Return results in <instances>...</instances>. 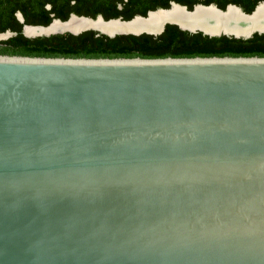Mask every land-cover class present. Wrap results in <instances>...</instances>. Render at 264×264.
<instances>
[{
  "label": "water",
  "instance_id": "1",
  "mask_svg": "<svg viewBox=\"0 0 264 264\" xmlns=\"http://www.w3.org/2000/svg\"><path fill=\"white\" fill-rule=\"evenodd\" d=\"M0 264H264V57L0 55Z\"/></svg>",
  "mask_w": 264,
  "mask_h": 264
},
{
  "label": "trees",
  "instance_id": "2",
  "mask_svg": "<svg viewBox=\"0 0 264 264\" xmlns=\"http://www.w3.org/2000/svg\"><path fill=\"white\" fill-rule=\"evenodd\" d=\"M159 0H22L31 5L35 15L40 18L37 24L48 25L54 19L66 21L71 14L96 18L103 15L106 20L123 17L147 16L160 6ZM52 9H45L47 3ZM121 6V7H120ZM9 13H12L9 12ZM53 14V15H52ZM4 21L10 24L11 21ZM15 22V21H14ZM34 22V21H33ZM12 23V22H11ZM6 24L1 30L7 28ZM264 34H255L250 39H235L226 36L210 37L202 33H191L169 24L158 36L119 35L111 38L97 31H86L79 35L71 33L56 34L35 39L20 36L19 52L4 55H17L46 58H193V57H264Z\"/></svg>",
  "mask_w": 264,
  "mask_h": 264
},
{
  "label": "bare ground",
  "instance_id": "3",
  "mask_svg": "<svg viewBox=\"0 0 264 264\" xmlns=\"http://www.w3.org/2000/svg\"><path fill=\"white\" fill-rule=\"evenodd\" d=\"M254 14V15H253ZM251 16H245L238 9L230 7L226 12H220L213 7L197 8L187 13L180 7H173L166 12L153 13L147 19H135L130 23L112 21L104 23L86 19L72 18L67 23L55 22L48 29L29 31L28 33H57L63 31L78 32L86 28L99 29L106 33L156 31L165 22H177L188 28H201L208 32L247 33L254 29H264V6L259 7Z\"/></svg>",
  "mask_w": 264,
  "mask_h": 264
},
{
  "label": "flooded vegetation",
  "instance_id": "4",
  "mask_svg": "<svg viewBox=\"0 0 264 264\" xmlns=\"http://www.w3.org/2000/svg\"><path fill=\"white\" fill-rule=\"evenodd\" d=\"M165 1L166 0H159L156 3H154V5L156 6L164 5ZM167 3L169 4L168 8H162V6H160L156 10L158 9L171 10L173 8V3L187 7V9L191 11H195L197 8H199L198 5H203L200 6L201 8H210L207 6L213 5L225 11L229 9V5H235L236 7L234 8L238 9L239 11L241 10L242 12L253 14L256 10H258L259 7L264 6V0H168ZM52 5L53 3L51 2L47 3L45 5V9L47 10L52 9ZM11 11L12 13H9ZM34 13H35V9L33 7V4L31 5L23 4L22 0H0V55H4L8 53L16 54L15 52H19L22 49V47L20 46V44H18L17 38H19L20 36L30 39H35L38 37H49L44 35L43 33H28L29 31L32 30L37 31L39 29H48L54 24V23L52 24V22L55 19L46 26L37 24L36 21L40 20V18L38 19V17ZM98 16H103V15H98ZM4 19H7V21H11L12 23L10 22V24L9 23L6 24ZM5 24L7 28L5 30H1ZM46 33H50V32H46ZM197 33L204 34L203 32H197ZM255 34H264V33L256 32ZM221 36H226V35H221ZM221 36H216V37H221ZM226 37L235 38L234 36H226ZM235 39H244V38H235ZM259 43L261 44L264 43V40L260 41ZM9 56H15V55H9Z\"/></svg>",
  "mask_w": 264,
  "mask_h": 264
}]
</instances>
